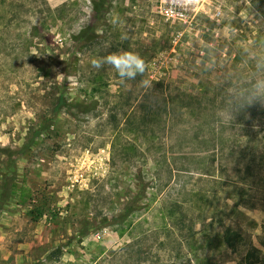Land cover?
I'll return each mask as SVG.
<instances>
[{
	"label": "rangeland",
	"instance_id": "374dc122",
	"mask_svg": "<svg viewBox=\"0 0 264 264\" xmlns=\"http://www.w3.org/2000/svg\"><path fill=\"white\" fill-rule=\"evenodd\" d=\"M92 1L0 0V264H235L228 226L264 264V0ZM121 51L145 73L91 64ZM175 202L195 220L182 247Z\"/></svg>",
	"mask_w": 264,
	"mask_h": 264
},
{
	"label": "trees",
	"instance_id": "16d2710c",
	"mask_svg": "<svg viewBox=\"0 0 264 264\" xmlns=\"http://www.w3.org/2000/svg\"><path fill=\"white\" fill-rule=\"evenodd\" d=\"M92 2H93L94 11L96 12L98 11L97 13L99 14H101L100 12L101 10L104 12L105 7H106L105 6L106 0H93ZM180 25L183 26L182 23H180ZM177 32H179V30ZM94 35H95L94 28L92 26H85V27H82L76 35L72 36V38L74 40H79L85 44L86 43L88 44L89 42H92V40L95 37ZM158 83L159 82H157L156 80H152V84H158ZM136 98H137L136 106L138 107V110L140 109V113L138 115L134 113L131 116V118L136 117V121L134 122H136L135 127H137L138 130L140 129L143 130L145 128L147 129L148 126L153 125L154 122H156L160 117L158 112L155 111L156 104L149 103L147 100L138 101L139 96H136ZM56 103L57 104L55 105L54 111L60 110L61 107L64 105L63 103L66 104L65 100H62V99L58 100ZM93 103L92 104H80L78 105V107L82 109L84 112H87L93 108ZM184 104L187 107L188 113L193 112V110L196 109V106H198V108H201L200 103L196 105V103L189 101V102H184ZM175 111H176V108L174 106L171 110V114L174 113ZM171 114L169 111L168 116ZM167 121H169L168 118H167ZM131 123L133 125V122ZM168 138H169V135H168ZM28 147L29 146H23L20 149V153H25L28 150ZM1 176L2 178L6 179V183H5V188L0 192V209L10 199L11 183H12V180L8 178L7 175L2 174ZM174 205H176V210H174L175 217L171 218V223L169 225L170 227L169 235H170V239L176 241L178 246L182 247L181 238L188 239L189 237L193 235L194 228H195V220L193 218V214L190 213V208H187V206H185L184 203L175 202ZM222 237H223V242L226 248L229 249L231 252L238 253L240 255V259L235 264H255L256 263L255 260L258 259L256 257L258 253L257 248L252 246L250 250L246 252L245 254L239 251L240 246L242 244V240H243L240 232L228 226L224 229ZM170 264H185V263L182 262V260H176V262H171Z\"/></svg>",
	"mask_w": 264,
	"mask_h": 264
},
{
	"label": "clouds",
	"instance_id": "9594fccd",
	"mask_svg": "<svg viewBox=\"0 0 264 264\" xmlns=\"http://www.w3.org/2000/svg\"><path fill=\"white\" fill-rule=\"evenodd\" d=\"M93 67L100 69L105 64L111 66L118 73L122 81L135 79L138 75H143L146 71V62L138 54L130 51L113 52L100 59L91 61ZM257 68H264V65H257ZM141 86L151 87V81L142 80ZM254 89L259 94H264V79L257 80Z\"/></svg>",
	"mask_w": 264,
	"mask_h": 264
},
{
	"label": "built area",
	"instance_id": "2783aa9c",
	"mask_svg": "<svg viewBox=\"0 0 264 264\" xmlns=\"http://www.w3.org/2000/svg\"><path fill=\"white\" fill-rule=\"evenodd\" d=\"M217 10V11H216ZM212 19H215V20H220L221 17H222V11L220 8H216L213 12H212Z\"/></svg>",
	"mask_w": 264,
	"mask_h": 264
}]
</instances>
